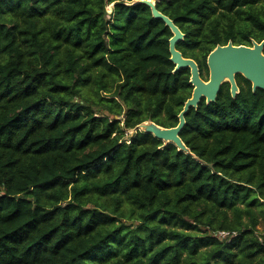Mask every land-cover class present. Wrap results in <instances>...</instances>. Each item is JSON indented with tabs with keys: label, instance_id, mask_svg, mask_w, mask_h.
Instances as JSON below:
<instances>
[{
	"label": "trees",
	"instance_id": "trees-1",
	"mask_svg": "<svg viewBox=\"0 0 264 264\" xmlns=\"http://www.w3.org/2000/svg\"><path fill=\"white\" fill-rule=\"evenodd\" d=\"M133 1L0 0V264H264V91L237 74L190 108V153L128 136L175 126L192 92ZM156 8L204 80L216 45L264 39V0Z\"/></svg>",
	"mask_w": 264,
	"mask_h": 264
},
{
	"label": "water",
	"instance_id": "water-1",
	"mask_svg": "<svg viewBox=\"0 0 264 264\" xmlns=\"http://www.w3.org/2000/svg\"><path fill=\"white\" fill-rule=\"evenodd\" d=\"M157 0H134L133 3H142L150 8L151 15L155 19H160L165 26L171 31L169 42V59L174 64V71L180 68H188L190 77L189 82L192 85L190 97L184 102L182 109L177 117L178 122L172 127H162L152 121L139 123L132 129L127 130V135H131L137 130L151 133L157 139L164 143H172L178 150L190 153L189 149L182 142L179 133L185 125V115L190 108L196 109L202 99L205 103L215 102L221 85L224 82L229 84L231 97H235L239 89L235 76L242 75L251 83V89L264 91V39L260 42L252 41V45L233 44L228 41L225 45H216L206 57L208 68V79L200 77L197 63L189 57L182 56L181 52L176 49L178 41L184 38L173 20L163 14L156 8Z\"/></svg>",
	"mask_w": 264,
	"mask_h": 264
},
{
	"label": "rangeland",
	"instance_id": "rangeland-1",
	"mask_svg": "<svg viewBox=\"0 0 264 264\" xmlns=\"http://www.w3.org/2000/svg\"><path fill=\"white\" fill-rule=\"evenodd\" d=\"M112 5L109 4L107 6V12L109 13L111 11ZM256 231L257 233H262L264 232V222L262 220H259L258 224L256 225Z\"/></svg>",
	"mask_w": 264,
	"mask_h": 264
},
{
	"label": "built area",
	"instance_id": "built-area-1",
	"mask_svg": "<svg viewBox=\"0 0 264 264\" xmlns=\"http://www.w3.org/2000/svg\"><path fill=\"white\" fill-rule=\"evenodd\" d=\"M226 234H227V232H225V231H218V232L216 233V235H217L219 238L224 237Z\"/></svg>",
	"mask_w": 264,
	"mask_h": 264
}]
</instances>
